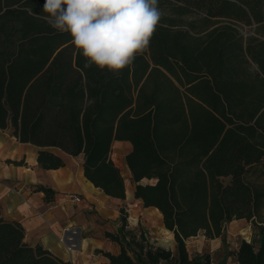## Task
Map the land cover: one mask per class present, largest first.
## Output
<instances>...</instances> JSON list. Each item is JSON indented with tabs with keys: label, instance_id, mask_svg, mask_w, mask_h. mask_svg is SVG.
Here are the masks:
<instances>
[{
	"label": "trees",
	"instance_id": "1",
	"mask_svg": "<svg viewBox=\"0 0 264 264\" xmlns=\"http://www.w3.org/2000/svg\"><path fill=\"white\" fill-rule=\"evenodd\" d=\"M44 3L0 0V128L40 147L45 169L64 165L47 148L83 154L88 180L118 198L126 186L113 147L131 143L134 195L159 209L176 251L149 244L143 232H106L121 246L105 252L108 264H224L208 252L192 256L186 240L222 237L241 218L256 234L235 260L264 264V0H158L168 13L119 73L85 69L71 36L40 18ZM252 24L253 33L243 32ZM37 188L53 198L51 188ZM121 214L124 230V207ZM0 264L71 263L28 243L0 206Z\"/></svg>",
	"mask_w": 264,
	"mask_h": 264
},
{
	"label": "crops",
	"instance_id": "2",
	"mask_svg": "<svg viewBox=\"0 0 264 264\" xmlns=\"http://www.w3.org/2000/svg\"><path fill=\"white\" fill-rule=\"evenodd\" d=\"M114 147L115 161V154L126 156L132 145L129 141H116ZM40 149L20 142L11 130L0 128V206L6 219L22 224L28 243H39L71 264H108L105 252L117 254L121 246L107 237L106 232L121 231L129 237L137 235L144 223L164 224L159 209L144 206L135 197L134 186L127 185L126 180L125 198L110 196L85 176L83 154L72 156L56 147L47 148L61 156L64 165L45 169L38 162ZM118 162L121 173L123 169L127 172L121 157ZM39 185L54 191L51 200H46L45 193L37 188ZM70 194L80 196L81 200L75 201ZM122 207L127 212L124 230H121ZM245 221L248 222L241 218L230 222L239 227Z\"/></svg>",
	"mask_w": 264,
	"mask_h": 264
},
{
	"label": "clouds",
	"instance_id": "3",
	"mask_svg": "<svg viewBox=\"0 0 264 264\" xmlns=\"http://www.w3.org/2000/svg\"><path fill=\"white\" fill-rule=\"evenodd\" d=\"M41 16L68 33L85 69L119 73L149 47L160 19L158 0H45Z\"/></svg>",
	"mask_w": 264,
	"mask_h": 264
},
{
	"label": "rangeland",
	"instance_id": "4",
	"mask_svg": "<svg viewBox=\"0 0 264 264\" xmlns=\"http://www.w3.org/2000/svg\"><path fill=\"white\" fill-rule=\"evenodd\" d=\"M160 11L161 13H168L167 10L164 11L163 9H160ZM192 17L198 19L199 15L197 13H193ZM254 27V24L243 25L242 30L246 34L253 33ZM114 148L115 147H113V150H115ZM120 157L126 164L125 155H121ZM120 157L115 154V161L117 165L119 164L118 161ZM127 174L128 175L125 178L127 185L134 186L131 180L130 171L127 170ZM142 182L146 183L151 181L143 179ZM141 232L145 234L149 244L169 248L173 252L176 251L174 235L164 227L162 222L156 224L144 223V225L138 230L137 235H140ZM255 234L256 230L250 222L245 221L244 224L239 227H234L233 222H228L225 227L224 236L218 237L217 239H209L203 234V232H200L198 235L190 237L186 240L187 249L192 256L198 253L208 252L211 254L212 260L215 262L223 261L224 264H238L232 253L237 249L240 241L244 237L251 240ZM162 264L169 263L162 262Z\"/></svg>",
	"mask_w": 264,
	"mask_h": 264
},
{
	"label": "built area",
	"instance_id": "5",
	"mask_svg": "<svg viewBox=\"0 0 264 264\" xmlns=\"http://www.w3.org/2000/svg\"><path fill=\"white\" fill-rule=\"evenodd\" d=\"M70 198L74 199L75 201H80L81 197L75 194H70Z\"/></svg>",
	"mask_w": 264,
	"mask_h": 264
},
{
	"label": "bare ground",
	"instance_id": "6",
	"mask_svg": "<svg viewBox=\"0 0 264 264\" xmlns=\"http://www.w3.org/2000/svg\"><path fill=\"white\" fill-rule=\"evenodd\" d=\"M122 173H123V175H124L125 177H127L128 174H127L126 170L123 169ZM158 212L160 213L159 210H158Z\"/></svg>",
	"mask_w": 264,
	"mask_h": 264
}]
</instances>
